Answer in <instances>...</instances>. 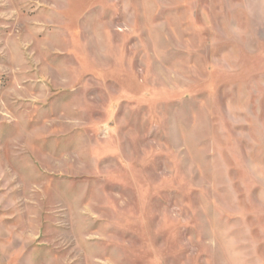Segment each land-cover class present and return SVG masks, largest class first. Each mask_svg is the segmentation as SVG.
Wrapping results in <instances>:
<instances>
[{
	"label": "rangeland",
	"instance_id": "rangeland-1",
	"mask_svg": "<svg viewBox=\"0 0 264 264\" xmlns=\"http://www.w3.org/2000/svg\"><path fill=\"white\" fill-rule=\"evenodd\" d=\"M0 264H264V0H0Z\"/></svg>",
	"mask_w": 264,
	"mask_h": 264
}]
</instances>
